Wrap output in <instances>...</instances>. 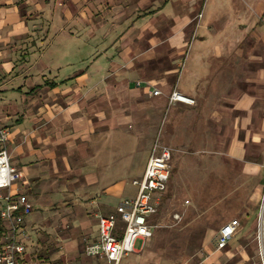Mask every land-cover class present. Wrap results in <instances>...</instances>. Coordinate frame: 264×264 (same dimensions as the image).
<instances>
[{
    "label": "crops",
    "instance_id": "1",
    "mask_svg": "<svg viewBox=\"0 0 264 264\" xmlns=\"http://www.w3.org/2000/svg\"><path fill=\"white\" fill-rule=\"evenodd\" d=\"M174 90L194 103L170 104ZM197 116L226 132L263 195L264 0H0V129L22 175L0 190V210L8 194L33 206L23 264H107L85 246L129 198L123 136L181 135ZM251 222L204 264L232 259Z\"/></svg>",
    "mask_w": 264,
    "mask_h": 264
},
{
    "label": "rangeland",
    "instance_id": "2",
    "mask_svg": "<svg viewBox=\"0 0 264 264\" xmlns=\"http://www.w3.org/2000/svg\"><path fill=\"white\" fill-rule=\"evenodd\" d=\"M197 119V123L186 124L181 135L170 130L165 136L166 128L161 125L153 132H140L135 137L140 141L123 136L118 171L129 198L137 194L132 181L143 175L154 140L169 145L174 155L170 186L158 217L161 227L144 250L125 257L121 264H204L206 254L215 249L221 227L246 219L252 222L247 235L237 238L242 248L233 251L225 264H263L264 192L254 196L258 180L228 155L226 132L216 127L211 130L208 123ZM175 214L180 219H174ZM237 242L230 243L233 249Z\"/></svg>",
    "mask_w": 264,
    "mask_h": 264
},
{
    "label": "built area",
    "instance_id": "3",
    "mask_svg": "<svg viewBox=\"0 0 264 264\" xmlns=\"http://www.w3.org/2000/svg\"><path fill=\"white\" fill-rule=\"evenodd\" d=\"M158 94L159 91H154V95ZM175 102L194 103L174 90L169 96V103ZM8 141L9 132L0 129V190L12 188L22 177L10 164ZM173 155L174 150L159 139L153 143L143 175L132 181L137 194L122 201L114 213L99 216V238L86 244L87 256L103 258L107 264H121L125 257L137 250L138 243L145 248L153 239L156 229L161 227L158 217L172 178ZM3 200L0 217L8 226V235L0 252V264H23L25 245L19 239L21 222L23 216L32 212L33 206L25 196L14 201L8 194ZM174 219H180V215L175 214ZM239 226L238 220H232L221 227L216 242L218 250L227 247ZM261 254L264 264L263 248Z\"/></svg>",
    "mask_w": 264,
    "mask_h": 264
},
{
    "label": "trees",
    "instance_id": "4",
    "mask_svg": "<svg viewBox=\"0 0 264 264\" xmlns=\"http://www.w3.org/2000/svg\"><path fill=\"white\" fill-rule=\"evenodd\" d=\"M8 235V226L5 224V222L3 221V219L0 217V238L1 239H6ZM4 242H0V252L2 249Z\"/></svg>",
    "mask_w": 264,
    "mask_h": 264
}]
</instances>
